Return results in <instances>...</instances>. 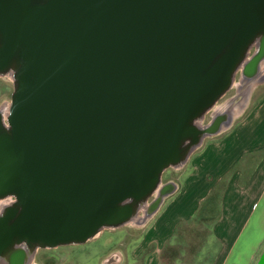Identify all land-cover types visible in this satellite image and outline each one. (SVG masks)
Masks as SVG:
<instances>
[{"label":"water","instance_id":"water-1","mask_svg":"<svg viewBox=\"0 0 264 264\" xmlns=\"http://www.w3.org/2000/svg\"><path fill=\"white\" fill-rule=\"evenodd\" d=\"M262 30L264 0H0V70L17 62L0 195L18 204L0 214V256L14 238L82 243L132 217L125 201L198 137L192 118ZM263 52L264 38L247 72Z\"/></svg>","mask_w":264,"mask_h":264},{"label":"crops","instance_id":"crops-1","mask_svg":"<svg viewBox=\"0 0 264 264\" xmlns=\"http://www.w3.org/2000/svg\"><path fill=\"white\" fill-rule=\"evenodd\" d=\"M263 149L264 92L221 138L207 141L190 157V168L179 185L165 184L174 190L138 234L123 231L111 237L107 245L123 247L110 254L103 250L95 263L84 264H105L109 258L115 264H163L162 251L174 243L178 224L194 216L214 184L234 165L221 198L220 216L212 225L220 248L211 264L221 257L226 259L219 264H252L264 241V154L256 161L250 159Z\"/></svg>","mask_w":264,"mask_h":264},{"label":"rangeland","instance_id":"rangeland-1","mask_svg":"<svg viewBox=\"0 0 264 264\" xmlns=\"http://www.w3.org/2000/svg\"><path fill=\"white\" fill-rule=\"evenodd\" d=\"M245 46L238 59L237 65L232 72L228 86L208 106L204 108L199 118H197V122L199 121L198 124L192 123L199 130L200 128L205 129L209 125H212L217 119H219V124L222 117L220 115H215L214 112L217 108H222L228 100L237 95V84L240 82L243 76V66L240 65L242 62H245V60L251 59L258 49V45L253 42H250V44L247 43ZM244 70L247 72L245 68ZM14 83L15 81L11 76L0 74V106L3 103H8V112ZM263 92L264 79L252 86L248 94L246 104L240 111L235 113L231 122L227 126L209 131L208 133L206 132L204 135H199L195 145L192 146L185 161L181 165H167L162 169L155 186L145 197L144 201H146V206H141L137 209V215H140L138 218L142 219L141 222L138 224H133L131 221H125L121 225L104 227L100 229L91 239L82 243L58 244L55 246L36 245L30 258L25 264L95 263L97 257H100L99 254L103 250L104 251L102 253L104 254L106 252H109L110 254L116 249L117 251L120 250V248L123 246H116V244L107 245L106 242L110 241V243H112L113 239H111V237L114 238L117 236V234H121L123 231L132 235L138 234L146 222H148V220L151 218L157 207H159L161 204L158 202L156 208L152 207L153 205H151V208L149 207L155 198L158 187L168 183H171L172 185L174 184V186L179 185V181L183 178V172L186 170V168H190V157L200 150L207 141L221 138L225 132H227L232 126H234L240 119L244 117V115L253 107L254 103ZM7 114L2 119L6 125H8ZM252 159L253 158L250 160L253 161ZM171 189V191L164 194L162 200L174 190V188ZM5 197H7L6 200L8 202L16 199L12 192H6L0 195L1 199H5ZM132 200L137 201V199L134 197H132ZM8 207H11V205ZM211 232L206 226H204V224L200 223L199 221H185V223L179 226L175 235L174 243L162 251L161 262L163 264H211L220 248L219 242L212 236ZM201 247L203 248L201 249ZM263 249L264 241L261 244L252 264L256 263ZM112 257L114 258V255ZM225 259L226 257H224V260L223 257L219 258L217 264H219L221 260L225 261ZM105 264H115V261L109 258Z\"/></svg>","mask_w":264,"mask_h":264},{"label":"bare ground","instance_id":"bare-ground-1","mask_svg":"<svg viewBox=\"0 0 264 264\" xmlns=\"http://www.w3.org/2000/svg\"><path fill=\"white\" fill-rule=\"evenodd\" d=\"M263 38H264V30L259 31L248 43L250 44V42H253L257 44L259 47L261 40ZM249 60L250 59L245 60V62H242L240 65V66H243V76L240 82L237 84V95L231 98L230 100H228L222 108H217L216 111L214 112L215 115H220L222 117L220 123L216 125V128L214 130L225 127L231 122L235 113L240 111L246 104L248 94L252 86L264 79V53L257 61L254 69L251 72H245L244 68ZM16 69H17V62L11 61L8 67H6L3 70H0V74L9 75L15 81ZM202 111L200 112V114L196 115L197 117L195 116L192 118L191 124L192 123L198 124L199 121L197 122V118H199ZM7 112H8V103L1 104L0 106V131L4 130L6 132L8 130V125L4 124V122L2 121V119L6 116ZM209 127H211V125H209L205 129L200 128V133L198 134V136L201 134L204 135L206 134V132L208 133L210 131L208 130ZM196 141H197V138L194 139L193 137H186L182 139L180 143V157L176 161L171 162L169 165H174V166L181 165L185 161L187 154L190 152V149L192 148V146L195 145ZM171 187L172 185H169V186L162 185L161 187H158L155 198L153 202L149 205V207L151 208V205H153L152 207L156 208L158 202L159 203L161 202L164 194L167 193ZM146 196L147 194L144 195L142 198L137 199V201L132 200V198H129L128 200H126V203L131 204L133 207V215L126 221H131L133 224H138L139 222L142 221V219L138 218L140 217V215H137L138 214L137 209L140 208L141 206L143 207L146 206L145 204L146 201H144ZM6 199L7 197H5V199L0 198V210H2V213L9 205H11L14 208L18 207L17 199H14L13 201H10V202H8ZM36 245H40V244L36 241L31 242V241H26L24 239L14 238L13 241L11 242V245L2 252L0 256V264H8V259H9L10 254L18 249H20L22 253L24 254L23 264H25L27 260L30 258L33 252V249Z\"/></svg>","mask_w":264,"mask_h":264},{"label":"trees","instance_id":"trees-1","mask_svg":"<svg viewBox=\"0 0 264 264\" xmlns=\"http://www.w3.org/2000/svg\"><path fill=\"white\" fill-rule=\"evenodd\" d=\"M264 154V149L258 153L253 154L251 157L255 158V161L261 157V155ZM235 169V165L228 170L211 188L208 195L200 202V205L194 214V216L188 220L192 222L199 221L200 223L204 224L210 232L212 230V224L217 220V218L220 216L221 212V198L223 195V192L225 190V187L228 183V180L232 174V171ZM249 173V170L246 172V175ZM244 181V180H243ZM185 222H180L178 224L181 226ZM212 234V232H211ZM203 246V245H202ZM203 247H201L202 249ZM200 249V250H201ZM200 255V253H199ZM177 260V258H176Z\"/></svg>","mask_w":264,"mask_h":264},{"label":"clouds","instance_id":"clouds-1","mask_svg":"<svg viewBox=\"0 0 264 264\" xmlns=\"http://www.w3.org/2000/svg\"><path fill=\"white\" fill-rule=\"evenodd\" d=\"M0 214H2V210H0Z\"/></svg>","mask_w":264,"mask_h":264}]
</instances>
